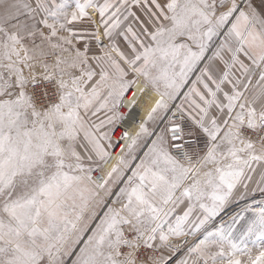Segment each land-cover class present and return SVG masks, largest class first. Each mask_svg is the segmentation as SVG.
I'll return each mask as SVG.
<instances>
[{"label": "snow or ice", "instance_id": "obj_1", "mask_svg": "<svg viewBox=\"0 0 264 264\" xmlns=\"http://www.w3.org/2000/svg\"><path fill=\"white\" fill-rule=\"evenodd\" d=\"M0 264H264V0H0Z\"/></svg>", "mask_w": 264, "mask_h": 264}]
</instances>
